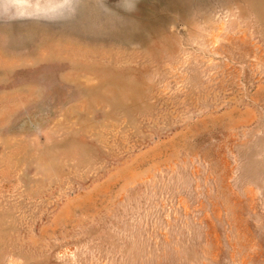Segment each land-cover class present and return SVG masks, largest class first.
<instances>
[{
	"label": "rangeland",
	"instance_id": "1",
	"mask_svg": "<svg viewBox=\"0 0 264 264\" xmlns=\"http://www.w3.org/2000/svg\"><path fill=\"white\" fill-rule=\"evenodd\" d=\"M0 264H264V0H0Z\"/></svg>",
	"mask_w": 264,
	"mask_h": 264
}]
</instances>
